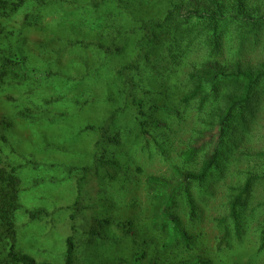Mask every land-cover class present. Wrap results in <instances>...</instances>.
<instances>
[{
  "label": "rangeland",
  "instance_id": "obj_1",
  "mask_svg": "<svg viewBox=\"0 0 264 264\" xmlns=\"http://www.w3.org/2000/svg\"><path fill=\"white\" fill-rule=\"evenodd\" d=\"M165 6V0H25L10 17L0 16V63L7 57L20 67L16 78L0 82V123H9L0 167L19 166L17 249L40 263L62 264L64 240L73 234L79 264H130L134 246L122 232L101 228L103 239L86 235L103 218L132 220L139 239L156 242L147 245L149 256L163 240L150 229L144 177L169 173L178 153L205 128L193 104H178L190 64L201 59L204 46L194 39L187 57L180 56L187 43L176 50L166 26L140 41L152 34L142 22L161 17ZM259 39L244 43L243 61L264 59V32ZM228 46L226 41L223 50ZM128 65L133 67L125 70ZM132 98L159 108L145 116V133L136 126ZM172 106L179 116L162 111ZM255 116L251 130L234 137V153L192 191L197 217L189 221L185 208L179 210L195 237L192 254L212 264H264V251H258L262 183L246 200L239 237L231 232L218 243L215 221L225 213L230 188L247 173L264 172V105ZM214 132L200 141L204 148L216 140ZM39 209L47 216L29 220V212ZM158 252L164 262L185 255L180 247Z\"/></svg>",
  "mask_w": 264,
  "mask_h": 264
},
{
  "label": "trees",
  "instance_id": "obj_2",
  "mask_svg": "<svg viewBox=\"0 0 264 264\" xmlns=\"http://www.w3.org/2000/svg\"><path fill=\"white\" fill-rule=\"evenodd\" d=\"M24 2L25 0H0V16L10 17ZM165 2V11L161 17L152 16L142 22L144 30L148 31L151 28L152 34L147 32L140 41L154 39L156 37L154 31L164 29L166 26L176 50H180L183 41L187 43L183 45L184 50L179 52L180 56L187 57L190 53L188 47L194 39L204 46L205 53L201 59H196L190 64V71L186 74L187 86L178 96V104L179 106L193 104V108L199 112L198 115L203 116V120L200 116L197 119L201 118L205 128L193 141H188L186 148L178 153V163L170 167L169 173L149 174L144 177L143 191L149 204L147 218L150 229L154 233H159L163 239L157 245V249L160 251L180 247L185 255L178 260L167 262L158 261V250H153L149 256L147 249L150 248L147 245L155 246L156 242L148 238L139 239L133 221L129 219H100L96 229H90L86 235L103 239L105 234L100 232L101 228L122 232L134 246L130 264H212L210 258L192 254L195 237L186 230L179 210L185 208L189 221L197 217L192 191L196 187L204 186L222 159L237 148L238 139L237 137L234 141L233 139L238 130L249 132L252 122L256 119L255 115L263 108L264 59L256 63L252 60L243 61L241 54L245 42L248 43L250 39L258 42L261 33L264 32V0H165ZM141 5L143 6L142 3ZM226 41L232 43V46H228L225 51L223 45ZM223 52H227L229 56H223ZM14 56L22 60L17 54ZM132 67L128 65L125 70ZM17 68H20L18 63L3 57L0 63V82L16 78L14 72ZM11 72L13 75L8 78ZM131 104L136 113V126L145 133V116L149 111L159 108L155 106L146 108L142 100L134 98ZM162 111L179 116L178 110L173 106L162 108ZM8 127L9 123L3 119L0 123V143L8 141L5 132ZM93 129L92 126L84 128ZM215 130L216 140L204 148L205 144H200V141L207 134L212 138ZM200 154L202 157L199 165L193 169L188 168V164L195 161ZM18 171V165L3 164L0 167V264H51L40 263L33 256L17 249V232L13 219L19 208L21 189ZM258 183L264 185V172L247 173L240 184L230 188L225 213L215 220L221 230L217 238L218 243L226 242L231 232L236 237L241 235L242 212L253 187ZM44 216H47V212L42 209L29 212L31 221ZM64 248L61 254L62 264H79L73 234L65 238ZM258 251H264V220L259 225Z\"/></svg>",
  "mask_w": 264,
  "mask_h": 264
}]
</instances>
